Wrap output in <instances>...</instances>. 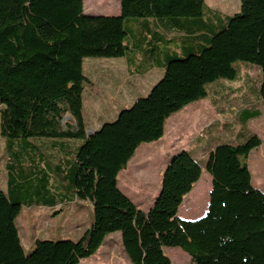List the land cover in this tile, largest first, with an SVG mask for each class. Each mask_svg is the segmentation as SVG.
<instances>
[{
  "label": "trees",
  "instance_id": "1",
  "mask_svg": "<svg viewBox=\"0 0 264 264\" xmlns=\"http://www.w3.org/2000/svg\"><path fill=\"white\" fill-rule=\"evenodd\" d=\"M119 10L86 13L84 0H0V135L8 154L0 264H79L115 232L130 264H173L166 247L187 253L191 264H264V191L253 186L247 164L261 144L257 134L244 143L217 144L203 165L185 149L170 155L146 209L117 179L140 144L163 136L169 116L205 98L209 84L238 79L237 61L259 68L257 95L264 101V0H240L224 18L205 0H119ZM130 17L136 20L126 27ZM169 32L181 34L167 38ZM136 55L161 66L162 76L86 136L83 59L125 57L131 65ZM65 113L75 124L62 129ZM259 115L243 109L239 123ZM66 139L80 142L66 150L60 146ZM46 145L70 160L46 171L45 157L37 155ZM202 168L211 177L207 209L197 219H182L179 206ZM76 201H89L93 210L82 235L35 239L25 252L15 222L22 207Z\"/></svg>",
  "mask_w": 264,
  "mask_h": 264
},
{
  "label": "rangeland",
  "instance_id": "2",
  "mask_svg": "<svg viewBox=\"0 0 264 264\" xmlns=\"http://www.w3.org/2000/svg\"><path fill=\"white\" fill-rule=\"evenodd\" d=\"M205 4L209 10L219 12L224 18L225 15H231L238 10L240 0H205ZM84 11L91 14L118 15L120 11L119 0H84ZM135 20L136 18L132 17L126 18L124 25L127 27ZM172 35L177 34L174 35L173 33ZM122 62L123 57H85L83 59L85 74L93 82V84L87 85L83 110L84 119L87 123H99L104 119H109L117 107L116 101L119 100V94L113 91L112 86L114 87L115 83L130 75L125 70L124 65H120ZM234 66L238 71V79L233 81L219 79L209 84L207 86L208 95L205 98L189 103L167 118L164 134L160 139L142 143L137 147L127 167L121 170L117 176L118 186L127 195L135 200L136 197L137 199L144 198L150 192L158 191L167 156L170 153L189 146L193 153L198 151V158L203 165L206 159V151L201 154L198 149L206 148L212 141L217 142L218 135L221 136L220 141L223 143L238 144L244 143L254 130L260 133L263 143L250 152L247 164L253 186L257 184L261 186L264 183V101L257 95L261 72L256 65L245 61H237ZM131 76L135 77H128L127 79H131L133 83L138 80L137 84L139 86L142 84L145 89L150 78L155 77V72L141 78L137 75ZM215 95L217 97L223 96L218 100L221 108L219 111L213 110L212 105L209 104ZM243 109H258L262 116L254 120L251 119L246 124H241L239 123V114ZM108 111L110 112L107 113ZM67 116L61 120L62 127L69 124L68 121L72 118L69 114ZM98 116H107L108 118L97 120ZM214 122L218 126L213 125ZM232 124H235V140ZM239 133L240 136H237ZM244 136L246 137L243 139ZM0 141L2 142L0 144L1 164L5 157L4 137L1 135ZM202 173L200 183L204 186L203 197H200L202 201L199 200L198 202L199 198H193L194 194H192L180 205V210L190 217L201 215L206 208L207 190L211 185V177L204 168H202ZM4 178H6V171ZM49 210L51 209H40L38 206H23L16 218L19 237L27 252L29 251L28 241H31L33 237L42 240L78 239L89 227L93 216L92 205L89 201H76L62 205L55 213L53 210ZM197 210H201V212L198 214ZM179 215V217L183 216L182 213ZM164 252L173 264H191L189 255L178 247H166ZM178 252H181L180 256L177 255ZM79 264H130V262L122 250L120 234L115 232L106 237L103 244L92 256L81 260Z\"/></svg>",
  "mask_w": 264,
  "mask_h": 264
},
{
  "label": "crops",
  "instance_id": "3",
  "mask_svg": "<svg viewBox=\"0 0 264 264\" xmlns=\"http://www.w3.org/2000/svg\"><path fill=\"white\" fill-rule=\"evenodd\" d=\"M174 33V35L175 34H177V35H175V36H178V35H180L181 33H177V32H169L167 35H168V37L167 38H171V37H174L172 34ZM172 35V36H171ZM166 54H167V56H168V52H165V53H163V54H161V61L159 62V63H162V62H164L165 60V56H166ZM121 58V57H120ZM152 64V62H150V60L149 61H144L143 59H142V57L141 56H139V55H136V57H135V59H134V61L132 62V64L131 65H129V63H128V61L126 60V58L125 57H123V62L122 63H120V65H124V68H125V70L127 71V72H129L130 73V75L128 76V77H135V76H131V75H137L139 78H141V77H145V76H147V75H150V74H152L153 72H155V79L153 78H150V81L148 82V86L144 89V87H143V85L142 84H140V86L137 84V81L138 80H135V82L133 83L132 81H131V79L129 80V79H127V78H124L122 81H118L117 83H115V85H114V87L112 86V88H113V91L116 93V94H119V100L118 101H116V103H117V107L115 108V110L113 111V113L111 114V117H109V119H104L103 121H100L99 123L97 122V123H87V121H85V119H84V122H85V130L86 129H94V130H97L104 122H107V121H112V120H114L115 118H116V116L118 115V113L120 112V110L121 109H123V108H126V107H129L130 105H132V103L137 99V98H139V97H142V96H145L148 92H149V90L151 89V87L158 81V79L162 76V74H163V68L161 67V66H156V65H151ZM85 70V69H84ZM112 71H115V70H112ZM88 78H89V76H88ZM134 79V78H133ZM89 82L85 85V88H84V95H83V110H84V105H85V100H86V94H87V85H91V84H93V82H92V80L89 78ZM223 97V96H222ZM221 96L220 97H217L216 95L215 96H213L212 98H211V101L209 102V104L210 105H212V107H213V110H215V111H219L221 108H220V106H219V104H218V100L219 99H221L222 98ZM120 98H122V99H120ZM220 102V101H219ZM0 108H1V106H0ZM234 108V107H233ZM110 111H108L107 113H109ZM67 114H70V113H66V115ZM234 114H235V112H234ZM71 115V114H70ZM84 113H83V118H84ZM262 116V113H260V115L257 117V118H260ZM72 117V116H71ZM73 118V117H72ZM72 118H71V120H69L68 121V123L69 124H67V125H71V123H72V125L73 124H75V120H74V118H73V120H72ZM86 118V117H85ZM99 118H108L107 116H103V117H97V120L99 119ZM63 119V118H62ZM233 119H235V116H233ZM254 119H256V118H254ZM253 119V120H254ZM216 124V126H218L217 125V123L216 122H214L213 123V125H215ZM212 125V126H213ZM212 126H210V127H212ZM210 127H207V128H210ZM66 128V126L65 127H62V129H65ZM205 130V129H204ZM203 130V131H204ZM202 131V132H203ZM253 133H255V134H257L260 138H261V136H260V133L258 132V131H256V130H254V131H252ZM232 133H233V137H234V140H235V124H232ZM220 138H221V136L220 135H218V138H217V142H215V141H212L208 146H206V148H200V149H198V150H200L199 152L202 154V153H204L205 151H206V153H205V155L208 153V152H210L211 150H213V148L217 145V144H219V143H222L223 141H220ZM40 140H42V139H40ZM39 140V141H40ZM80 142V140H72V139H66V140H63L61 143H60V146H63L66 150L67 149H69V150H71V149H74L76 146H77V144ZM263 143V138H261V144ZM0 144H2V142L0 141ZM260 144V145H261ZM52 145V144H51ZM259 145V146H260ZM50 147V146H49ZM49 147L46 145V146H44L43 148H42V150H41V152H40V154H37L40 158L43 156V157H45V160H44V162L42 163V165L41 166H44V168H45V170L46 171H48V168H49V166H52V168L54 169V170H57V166L60 164V163H64V162H67V161H69L70 159L69 158H67V157H65L64 156V153L61 151V150H59L56 146L55 147H52V149H49ZM51 148V147H50ZM181 149H185V150H188V151H190L191 152V154L197 159V160H199L200 161V159L198 158V151H197V153H193L192 151H191V149H190V147L188 146V147H182ZM4 150H5V152H4V161L3 162H1V164H0V190H2V191H6L7 190V173H6V178H4V173H5V171H6V164H7V161H8V154H7V152H6V149L4 148ZM180 150V149H179ZM174 153H176V152H174ZM174 153H170V155H172V154H174ZM200 154V155H201ZM169 155V156H170ZM169 156H167V159H168V157ZM36 160H37V158H36ZM54 166H55V168H54ZM164 171V170H163ZM51 172V171H50ZM51 173H53V171L51 172ZM202 176H203V173L201 172V176H200V178L198 179V181L197 182H195L194 184H193V186H192V189H191V191L189 192V193H187L185 196H184V198H183V202H184V200L185 199H188V198H190V196L192 195V194H194V197L193 198H195V197H197V198H199L198 199V202H199V200L200 201H202L201 199H200V195H201V192L203 191V188H204V186H202V185H200V183H201V179H202ZM211 179V178H210ZM53 185H55V183L53 184ZM119 185V184H118ZM4 186V187H3ZM257 186V187H256ZM256 186H254V187H256L257 189H259V190H261V191H264V183L263 184H261V186H259V184H257ZM121 189V188H120ZM210 189H211V185L209 186V188H208V190H207V196L209 195V192H210ZM122 190V189H121ZM123 191V190H122ZM124 192V191H123ZM125 193V192H124ZM156 193H157V191H154V192H150L149 194H147V196L145 195L144 196V198L142 197V198H140V199H137V197H136V199L134 200L132 197H130V195H127L126 193V195L128 196V197H130L131 199H132V201L133 202H135L139 207H141V208H143V209H146L151 203H152V200H153V198H154V196L156 195ZM134 194V193H133ZM136 196H138L137 194H136ZM204 200V199H203ZM208 197H207V200H206V208H204L205 209V211H206V209H207V206H208ZM183 202H182V204H183ZM197 202V203H198ZM68 203H66V205H67ZM62 205H65V203H57V205H55V207H42V206H38V207H40V209L41 208H47V209H51V210H49V211H52L53 210V213H55V211H57L58 210V208L60 207V206H62ZM179 209H180V207H179ZM205 211L201 214V215H199V216H197V217H190V215H186V214H184L183 212H182V210H180L179 211V213H182V215L183 216H181L182 217V219H185L186 218V220H194V219H197V218H199L200 216H202L204 213H205ZM197 214V213H196ZM177 215L178 216H180L178 213H177ZM186 216H189V217H186ZM180 217V218H181ZM35 239H37L36 237H33V239L31 240V241H28V250H31L32 249V247H33V245H34V241H35ZM22 242V241H21ZM25 250V249H24ZM25 252H26V250H25ZM178 253H180V252H178ZM177 253V254H178Z\"/></svg>",
  "mask_w": 264,
  "mask_h": 264
},
{
  "label": "water",
  "instance_id": "4",
  "mask_svg": "<svg viewBox=\"0 0 264 264\" xmlns=\"http://www.w3.org/2000/svg\"><path fill=\"white\" fill-rule=\"evenodd\" d=\"M99 15H101V14H99ZM70 115V114H69ZM71 116V115H70ZM68 116L65 114L62 118L64 119V118H67ZM72 120H73V118H72ZM98 130V129H97ZM97 130H94V129H86L85 130V132H86V136H90V135H92L95 131H97Z\"/></svg>",
  "mask_w": 264,
  "mask_h": 264
}]
</instances>
